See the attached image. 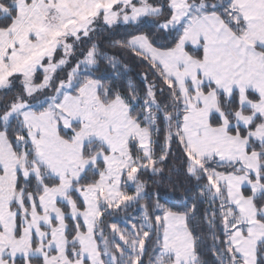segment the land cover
Wrapping results in <instances>:
<instances>
[{
  "label": "trees",
  "instance_id": "trees-1",
  "mask_svg": "<svg viewBox=\"0 0 264 264\" xmlns=\"http://www.w3.org/2000/svg\"><path fill=\"white\" fill-rule=\"evenodd\" d=\"M16 1L0 0V6L5 10L4 13L0 10V30H6L13 24L17 16ZM197 1L202 2L203 6L196 15L214 13L237 36L244 34L245 22L233 6L234 0ZM151 2L161 5L163 9L167 7L166 0ZM156 20L157 16H152L135 23L110 24L104 20L102 11L91 17L83 31L67 37L65 46L55 48L52 62L66 61L54 71L53 82L48 89L27 94L18 73L8 77L5 84L0 86V132L5 134L17 157H24L26 168L32 167L35 153L21 118L10 116L5 120L3 116L18 102L25 103L33 113L47 110L52 96L69 78L75 79L69 89L73 95L86 81H98L101 103L122 99L131 119L149 137L147 155L143 154L133 138L128 142L132 159L128 170L135 169L133 182H127V170L121 178L116 201L97 199V216L92 234L102 264H169V255L162 252L164 213L185 216V224L193 240L195 259L192 264H240V258L229 243L231 231L241 225L237 209L228 202L223 186L217 187L218 192L207 186L215 175L240 174L246 169L240 162L220 163L215 158L195 160L185 147L181 127L187 108L179 88L159 65L129 45L132 37L142 35L158 49L174 48L183 35V29H163ZM186 51L197 59L201 58L200 49L187 46ZM41 81L42 73L36 71L34 83L40 84ZM203 90H207L206 85ZM248 96L257 100L253 94ZM60 100V97L55 99L57 103ZM217 105L230 124L234 123L233 114L239 109L249 114V110L239 104L236 92L230 97L217 92ZM258 120L256 117L254 123ZM220 123L219 116L212 114L210 125L218 126ZM229 131H234V128ZM59 134L66 140L72 139V135L61 127ZM249 141L247 151H257L258 161L264 164V142ZM99 151L107 153L95 141L82 147L84 158H91ZM194 166L196 169L191 171ZM103 170V161L97 160L85 169L77 181L71 183L68 197L77 210L84 208L77 189L97 183ZM263 171L264 168H259L260 173ZM260 180L264 182L261 177ZM58 184L59 181L49 175L43 166H39L38 177L30 175L23 178L20 173L17 174L15 192L21 194V205L13 201L10 207L16 212L15 237L21 234L23 215L31 206L38 208L44 188ZM244 193L251 197L249 189L245 188ZM29 195L33 205H30ZM252 198L253 204L260 209L264 203V193ZM56 205L63 212L66 225L65 239L68 244L65 255L70 262L81 259L78 245L73 240L77 233L83 232V223L79 217L73 218L68 214L69 208L64 202L58 201ZM228 210L234 213L231 218H228ZM75 251H78L76 256ZM25 263L43 264V257L29 256L14 260V264ZM256 264H264L260 251L256 254Z\"/></svg>",
  "mask_w": 264,
  "mask_h": 264
},
{
  "label": "crops",
  "instance_id": "crops-1",
  "mask_svg": "<svg viewBox=\"0 0 264 264\" xmlns=\"http://www.w3.org/2000/svg\"><path fill=\"white\" fill-rule=\"evenodd\" d=\"M77 1H16L17 16L13 24L6 30H0V85L12 75L13 71L7 70L10 66H13L12 70H15L14 66L22 69L21 66L32 59L40 58L45 54L44 51L56 45L54 31L45 28L46 25H44L48 7H52L67 21L79 20L82 24H86L98 12L105 13L113 7V4L108 6L112 2L109 0H79L86 5L84 9L77 10V6L70 9V5H79ZM118 1L120 0L116 3ZM31 5L42 8L39 16L34 14V9L30 8ZM233 6L237 8L245 22L246 29L241 37L231 31L218 15L203 13L195 15L192 23L183 29L180 41L172 49H158L142 35L132 37L129 45L159 65L165 75L179 88L187 108L181 127L182 139L191 156L195 160L215 158L220 163L240 162L247 166L248 156L243 152L245 145L240 142L236 134L229 131L232 124L218 110L217 92L223 93L226 97L236 92L239 104L248 110L264 105V0H234ZM0 10L5 12L1 6ZM80 13L82 17H77ZM187 46L196 50L200 49L201 58L197 59L189 55L186 51ZM6 55L9 58L4 63ZM204 85L216 91L209 90L205 93L202 91ZM99 87L98 81L88 80L79 88L77 94H66L58 102V105L70 114L68 121L61 110L51 112L47 109L41 113H33L25 104H20L19 113L9 115L19 116L27 129L28 139L35 153V163L30 169L26 168L24 157H17L5 134L0 132V233L2 234L0 236V258H3L1 254L9 247L15 255L17 253L22 255L28 250L29 253L36 251L35 256H41L43 252L46 254L48 249L54 247L55 251L58 248L59 252L48 258L42 255L44 264H72L65 255L68 242L65 239L64 214L56 205L58 201L65 200L70 204L71 211L68 214L73 218L79 217L83 223L85 231L77 233L74 237L83 251V257L87 255L86 259L89 260V264H102L92 234L97 216V199L102 190L107 201L114 202L118 199L121 178L132 164L128 142L137 136L141 151L147 150L148 152L149 137L147 132L131 119L128 107L122 99L115 98L108 104L101 103L98 98ZM248 94L255 95L257 100H252ZM212 114L219 116L221 122L219 126L210 125ZM249 114L252 115V113ZM235 115L237 122L239 119L249 118L245 115L241 116L242 113ZM61 120L64 123L73 122L75 124L80 120L87 122L86 127L90 128L93 137L80 142L76 141V138L66 140L59 134ZM90 140L101 144L107 153L99 151L92 158H84L82 147ZM118 151L122 155H116ZM97 160L103 161L104 170L97 183L77 189L84 204L83 210H77L72 201L67 200L71 183L77 181L85 169ZM256 160L258 161V158ZM39 166H43L49 175L59 181V184L44 188L39 197L38 210L32 206L26 212L29 218L21 220L25 233L19 240H13L11 234L16 229V212L10 207L13 201L21 205V194L15 192L17 174L20 173L23 178H28L30 175L38 177ZM217 178L219 183L226 188L228 202L233 207H235L234 202H240L243 205L242 210H237L239 222L242 218L244 220L246 213L247 218L245 216V219L253 222L257 214L252 202V197L255 195L252 192L253 196L248 197L244 189L254 188L257 183L255 174L248 173L246 170L240 174H222ZM46 210L50 211L49 215L45 214ZM170 216H172V221L180 223L179 228L183 230L179 238L181 236L186 238L185 241L175 238L172 243L177 250H182L179 256L183 253V260L188 256V261L185 260L184 263H192L195 259L193 240L185 219L182 214L178 213H170L168 217ZM55 218L60 220L58 228H53L56 223ZM45 225L48 226L46 230L49 231L46 239L42 236L45 235L43 234L45 229L43 231L39 229L40 226ZM27 229L35 234L31 237L29 244L27 243L29 238ZM249 231V233H244L239 226L234 228L229 236L231 247L241 259L240 264H256L255 245L257 241L253 233V223ZM56 233L58 237L55 236ZM36 239L41 242L42 248L36 247ZM85 245L88 246L87 251H84ZM49 246L51 247L48 248ZM55 256H57L55 260L50 259ZM6 263L7 259L0 260V264ZM178 264L183 263L178 261Z\"/></svg>",
  "mask_w": 264,
  "mask_h": 264
},
{
  "label": "rangeland",
  "instance_id": "rangeland-1",
  "mask_svg": "<svg viewBox=\"0 0 264 264\" xmlns=\"http://www.w3.org/2000/svg\"><path fill=\"white\" fill-rule=\"evenodd\" d=\"M109 1H112V2L109 3L108 6L113 4V7H114V5H116V7L115 8L111 7L104 13V20L106 22H108L110 24H125V23H129V22L135 23V22L147 19L148 17L157 16L156 23L158 24V26H160L163 29H174V28L186 29L192 23L195 15L200 11V8L203 6L202 2H198L197 0H166V5H167L166 9H163L161 5H156V4L152 3L151 0H120V1H118V3H116L117 0H115V1L109 0ZM27 4H28V2H27ZM77 4H79V5H75V4L70 5L69 8L71 9L72 7L75 8L77 6L76 7L77 10H79V8L84 9V6H86L85 4H82L81 2H79V0L77 1ZM31 6H30V8L34 9V14L39 16V13L42 10V8L40 6H37V5L36 6L31 5ZM32 13H33V11L30 12L29 14L31 15ZM58 14L53 10L52 7H48L47 12L45 13V19H44V25H46L45 28H48L49 30L54 31L55 35H53V36H54V39L56 40V45L53 46L51 49H47L46 51H44L45 54H43L40 58L36 57L37 59H35V60L32 59L27 64H25L24 66H21V67H23L22 69H19L16 66H14L15 70H12L13 66H10L7 69L10 72L13 71L11 73L12 75L17 74V73L20 74V82L23 84V86L25 88V92L27 94H32V93L36 92L37 90L41 91V90H45V89L49 88V86L53 82L54 71L59 66H62L66 61V60L65 61L60 60L57 63H55L54 61L52 62V56H53V52H54L55 48L60 47V46H65L67 44L66 43L67 37L76 35L79 32L83 31L84 30L83 27L86 25L84 23L82 24V22H80L79 20L78 21H76V20L67 21L66 19L62 18ZM81 15H82V13H80L79 16H77V17H82ZM76 22H78V23H76ZM32 40L34 41V39H32ZM35 42H36V40H35ZM0 58H1V56H0ZM8 58H9V56L6 55V60H4V63H6V61H8ZM8 66H9V64H8ZM36 71H40L42 73V81L40 84L34 83ZM0 73H1V70H0ZM4 82H2V84L0 86H3L5 84ZM74 82H75V79L73 80V79L69 78L68 82L66 81L65 83H62L60 85V90L56 91V94L54 96H52L53 98L50 99V103H49V106L47 108L51 112H57L58 110H61L64 113L65 117H67V121L70 119V114L68 112L64 111L62 109V107L58 105V103L55 101V99H56V97L57 98L60 97L61 99H63V97L66 94H70L69 89L73 85ZM209 90L214 91L215 89L207 86V90L204 91L202 88V91L205 93L208 92ZM20 104H25V103L18 102L15 105H13L11 107V109L7 112V114H5L3 116V119L7 120L8 117H10L9 115L11 113L12 114L19 113V111L21 109ZM237 113H242L241 109H239L238 111H236L233 114L234 123H232L231 128L232 129L234 128V131H232V133L236 134L239 137L240 142H242L245 145V147H243V152L245 154L247 153L248 165L247 166L242 165L243 169H246L248 173L249 172L254 173L255 177H257V180H256L257 183H255L254 188L253 187H247V189L250 190V188H253V189H251L252 191L250 190V192L251 193L253 192L252 194L255 196H259L261 193H264V182H262L260 180V177H261V179L264 180V171L260 173L258 170H259V168H264V164H263V161L260 162V161L256 160L257 155H258L257 151L250 150V152H248L247 148L250 146V141H249L250 139L253 141L264 142V105H261V106L258 105V107L256 109L249 110V113H252V115L242 113L243 115H241V116L245 115V116L249 117L247 120L246 119H244V120L239 119V121L237 122V119H236L237 116L235 115ZM256 117L259 118V120L256 123H254V120L256 119ZM78 123L77 122H76V124L73 122L64 123L61 120L60 127L66 133H70L72 135L71 136L72 139L76 138V141L80 142L83 139H86V141H87L88 139L92 138L93 133L91 132L89 127H86L87 122L80 120V122H78ZM133 139L138 143V137L137 136L133 137ZM91 141L92 140L88 141L87 143H89ZM138 147L140 148L139 144H138ZM144 151L145 152H143V151L142 152H143V154L146 153L145 155H147L149 152V151L147 152V150H144ZM116 155L120 156V155H122V153L120 151H118V152H116ZM194 163H196V162H194ZM195 169H196V166H194V168L191 171H194ZM134 171H135L134 168L128 170L127 172L125 171L127 182H129V183L133 182L134 177H135ZM218 176L219 175H215V177L212 180V182L210 183V185L207 186L208 189L213 188V191L215 190L214 192H218L219 187L223 186L219 183V180L217 178ZM251 184H254V183H251ZM217 187H218V189H217ZM222 188H224V190H226V188L224 186ZM102 192H103V190L101 191L99 198H100V200H106V198L104 197V194ZM225 193H227V192L225 191ZM252 194H251V196H253ZM67 200H69L68 195H67ZM29 201H30V203L32 202V204H30V205H33V200L31 198V196L29 197ZM62 202H64L69 208V205H70L68 203L69 201L66 202L65 200H63ZM234 203H235L234 206L237 210L243 209V205L240 202H234ZM38 205L40 207L39 202H38ZM254 207L257 211V214L255 215L254 221L252 222V221L246 220L245 219V216L247 218V213H246V215H244V220H243V218L241 219L242 221L240 220L241 221L240 227L244 231V233H249L250 232L249 228H250V226H252V223H253V230H254L253 233H254L255 239L257 241V243L255 245L256 254H257V252L260 251V253H262L264 256V203L262 204L260 209H257V207L255 205H254ZM31 208H32V206H31ZM70 211H71V209L69 208L68 213H70ZM45 214L49 215L50 211L46 210ZM169 214L170 213H164L162 216V221L164 223V233H163V240H162L163 251L162 252L165 255H169V257H170V259H169L170 263L169 264H178V261H182L183 264H192V263H188V262L184 263L185 260L188 261V259H187L188 256L186 257L185 260H183L184 259V258H182L183 253L180 254V256H179V252H182V250H180V249L177 250L175 248V245H173V243H172L175 238H176V240H179L181 238L183 241H185L186 238L184 236H181L179 238V235L183 232V230L179 228L180 223L174 222L171 220L172 216L168 217ZM227 214H228V218H231V216H232L231 214H234V213L232 210H228ZM259 216H262L263 218L259 219L260 218ZM26 217L29 218L28 213H27V215H23L22 221ZM182 217L185 219L184 215ZM55 219H56V223H54L53 228H58L60 226V220L57 218H55ZM47 227H48L47 225H45L44 227H41V226L39 227V229L41 231H43V229H45L43 232V234H45V235H42L43 238H45V239L47 237V233L49 232L46 230ZM24 233H25V231L22 229V231H21L22 235L20 234V237L16 238L14 236V231H13V234H11V238L13 240H19L20 238H22ZM27 233H29V238L27 239V243L29 244L31 237L35 236V234H34V232H29V230ZM36 233L38 235L37 231H36ZM61 234H60V236H61ZM0 236H2L1 233H0ZM55 236L58 237L57 233ZM48 239H50V238H48ZM73 241L76 242V244L78 245V249H79L81 259L78 258L77 260H75L71 263L72 264H89V260L86 259L87 255L84 257L82 255L83 251H81V247H80L79 243L77 241H75V238ZM40 243L41 242L37 240L36 241V247L38 246V247L42 248ZM184 243L186 244V242H184ZM50 247L51 246H49L48 248H50ZM57 247H59V245H57ZM27 248H29V246ZM85 250L86 251L88 250L87 245L84 246V251ZM9 252H11L10 247L8 248V250L6 249V251L1 254L3 256V258H0V260L1 259L2 260L7 259L6 264H14V260L17 258H27L32 254H33L32 256L36 255V251L29 253L28 250H27V253L23 252L22 255L20 253H17V254H20V256H16L17 254L15 255L12 252L11 253H9ZM56 252L58 253L59 249L56 248V251H55L54 247H52V248L48 249L46 254H45V252H43L42 255L46 256L48 258V256H51L54 254L56 255ZM77 252L78 251H75V254H74L75 256L77 255ZM38 253L40 254L39 251H38ZM42 255H41V257H42ZM38 256H40V255H38ZM57 256L59 258V255H57ZM57 256L50 258V259L55 260V258ZM25 264H28V263H25ZM43 264H44V260H43Z\"/></svg>",
  "mask_w": 264,
  "mask_h": 264
}]
</instances>
